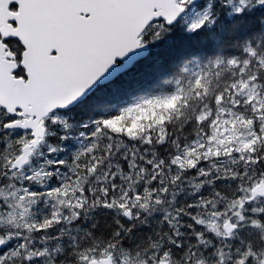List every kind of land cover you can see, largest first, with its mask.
<instances>
[{
    "label": "snow or ice",
    "instance_id": "1",
    "mask_svg": "<svg viewBox=\"0 0 264 264\" xmlns=\"http://www.w3.org/2000/svg\"><path fill=\"white\" fill-rule=\"evenodd\" d=\"M0 264H264V0H0Z\"/></svg>",
    "mask_w": 264,
    "mask_h": 264
}]
</instances>
